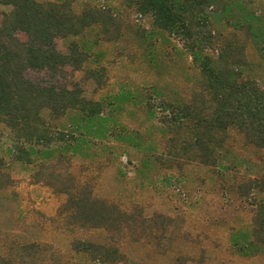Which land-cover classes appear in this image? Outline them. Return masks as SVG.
Returning a JSON list of instances; mask_svg holds the SVG:
<instances>
[{
  "label": "trees",
  "instance_id": "1",
  "mask_svg": "<svg viewBox=\"0 0 264 264\" xmlns=\"http://www.w3.org/2000/svg\"><path fill=\"white\" fill-rule=\"evenodd\" d=\"M120 2L127 10L150 17L156 28L177 39L198 74L185 98L176 94L157 99L156 106L146 103L149 112H159L160 124L172 134L166 159L160 161L177 169L197 163L225 180L235 171L228 159L233 135L245 147L264 151V77L256 75L247 56V45L254 41L264 62V11L255 1ZM0 5L10 9L0 23V125L11 133L14 160L37 164L36 181L67 196L60 215L72 220V226L116 235L143 228L137 206L127 209L100 199L90 184L68 173L74 158H88L91 148L102 145V137L122 142L128 135L113 133L110 111L103 102L87 98L77 83L63 81L66 68L85 69L88 48L75 41L63 53L56 41L83 37L94 27L102 28L106 41L118 39L119 18L90 6L76 13L69 0H0ZM217 24L224 31L216 29ZM19 33L25 34V41ZM87 73L91 79L103 76L101 70ZM64 120L71 125L68 129L62 125ZM63 164L66 169L60 168ZM235 172L229 192L254 200L264 194V163L258 175L250 178L239 180ZM10 183L9 174L0 171V192ZM257 202L251 239L245 237L238 244L241 252L264 248V201ZM72 252L82 259L80 264H126L114 237L101 243L75 239ZM0 264L69 263L48 246L32 243L10 247L7 255H0Z\"/></svg>",
  "mask_w": 264,
  "mask_h": 264
},
{
  "label": "rangeland",
  "instance_id": "2",
  "mask_svg": "<svg viewBox=\"0 0 264 264\" xmlns=\"http://www.w3.org/2000/svg\"><path fill=\"white\" fill-rule=\"evenodd\" d=\"M69 1L76 13L90 6L119 18L118 39L106 41L102 28L94 27L83 37L59 38L56 44L63 53L75 41L88 48L85 69L66 68L63 81L77 83L87 98L103 102L110 111V129L127 134L128 139L120 142L102 137V145L91 148L88 158H74L68 173L90 184L100 199L127 209L137 206L145 226L119 235L72 226V220L60 215L67 196L36 181L37 164L14 160L11 133L0 125V171L11 178L10 186L0 192V255H7L10 247L36 243L48 246L69 264H80L82 259L72 252L75 239L101 243L114 237L126 264H264L262 246L247 253L239 250L245 237L251 239L257 201H264V194L254 200L228 190L235 171L239 180L258 175L264 151L245 147L233 135L228 159L235 171L225 180L197 163L177 169L160 161L166 159L172 134L160 124L159 112H149L146 103L156 106L159 98L190 94L198 76L190 57L150 17L127 10L120 0ZM254 1L264 11V0ZM9 10L0 5V23ZM216 29L224 31L221 24ZM18 37L26 40L23 33ZM259 53L250 41L248 60L256 75L264 77ZM88 70H101L103 76L91 79ZM62 125L71 126L68 120Z\"/></svg>",
  "mask_w": 264,
  "mask_h": 264
}]
</instances>
